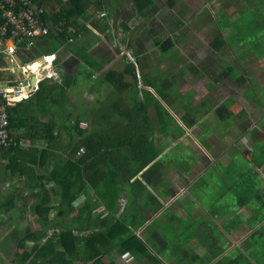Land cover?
Returning a JSON list of instances; mask_svg holds the SVG:
<instances>
[{"label": "crops", "instance_id": "crops-1", "mask_svg": "<svg viewBox=\"0 0 264 264\" xmlns=\"http://www.w3.org/2000/svg\"><path fill=\"white\" fill-rule=\"evenodd\" d=\"M152 1L140 10L134 0H90V4L83 6L82 16H77V21H74L76 28L69 27L70 30L82 31L80 35L61 43L53 38L44 39L32 48L21 47L14 56H18L21 62L14 60L15 63H11L9 60L7 63L3 58L1 75L15 80L35 79L40 81L39 86L40 83L56 86L59 94L42 108L39 116L42 121H70L71 117L79 118L83 114V121L88 125L99 124L102 127L104 124L100 117L111 119L112 107L125 112L137 110L139 119L120 121L112 118L113 121H106L144 129L148 141L153 144L144 159L153 153H156V158L143 171L151 165H156V168L149 174L143 171L134 174L145 184L144 195L128 198L125 191L116 202L110 200V203H116L113 216L116 220H127L125 224L130 221L129 225H137L135 232L141 239L156 243L162 251L150 248V252L161 264H188L185 254H177L176 250L182 248L189 252L198 251L204 262L209 259L207 245L214 241L208 235L225 215L230 216L233 212V217L242 219L241 226L248 225L252 216L246 205V191L244 200H240L244 204H237L243 194L238 190H246L244 182L256 174L237 171L236 159L240 157L247 164L257 160L259 154L255 145L264 139L260 130L252 131L256 123L264 127L263 117L259 116L262 105L258 94L261 88L259 80H264V53L253 49L248 40H244L247 45L237 46L227 37L225 28L229 24L219 23L213 13L214 7L220 8L219 3L223 5V0ZM227 1L223 9L230 15L238 16L239 9H249L252 17L253 11L258 10L260 19L264 21V5L246 2L247 8V5L243 7L241 0L239 4L236 0ZM115 17L125 19L127 26L110 34L107 27ZM209 18H213L214 25L212 22L208 24ZM251 21L254 20L251 18ZM255 22L260 25L261 21ZM232 38L241 39L240 32ZM56 45L57 51L47 55V51ZM158 49L163 53L174 51V59L150 60L153 51ZM127 50L131 54L125 53ZM128 55L133 56L132 59ZM83 65L89 66L93 73L88 80L98 78L100 88L103 87L106 94H117V101L113 105L106 104L102 115L96 106L101 105L104 98L96 100L92 91L73 95L75 73ZM128 66L135 67L137 78L132 79L133 87L119 93L106 82L105 74L110 69L113 72L126 70ZM150 66L153 67L151 73H160L148 75ZM52 67L58 68L57 78L47 77ZM19 71L20 78L16 77ZM120 94H126L133 105H127ZM252 101H257L256 109L246 106ZM77 109L81 113L71 116ZM239 128L243 130L239 132ZM127 145L129 160L142 159L141 152L134 154V139ZM237 176L239 184L235 180ZM259 183V179H255V183L250 182L251 190L258 191L264 199L259 188L254 189V185L258 187ZM230 192L234 197H230ZM248 195L250 199V191ZM226 199L232 200L229 203ZM259 202L251 199L249 203ZM202 203H207L208 210ZM219 203L227 205L219 207ZM125 207L128 210L122 217ZM99 211L103 216L108 214L104 207ZM188 217L191 223L187 224L184 220ZM148 226L149 232L146 230ZM175 240L181 247L177 248ZM173 253L183 260L176 259ZM188 255L193 256L191 253ZM103 260L105 264H153L149 257L137 258L129 253L106 256Z\"/></svg>", "mask_w": 264, "mask_h": 264}, {"label": "trees", "instance_id": "trees-1", "mask_svg": "<svg viewBox=\"0 0 264 264\" xmlns=\"http://www.w3.org/2000/svg\"><path fill=\"white\" fill-rule=\"evenodd\" d=\"M29 2L44 9L43 20L48 28V33L37 39L35 46L44 39H55L61 43L80 35L82 31L70 30L69 27L76 28L74 21L84 13L83 6L91 3L90 0ZM152 2L134 0L140 10ZM249 2L257 4L259 0ZM19 7L24 8L20 4ZM259 20L264 26V21ZM57 45L46 54L55 53ZM5 55L2 52L0 60ZM2 63L0 80L3 81L9 77L1 75ZM105 76L109 86L118 91L134 86L132 79L137 78L134 66L119 72L110 69ZM55 88L40 83L38 89L31 91L28 100L6 108L9 132L13 138L9 136L6 143L0 138V264H105L104 257L126 253L137 258L149 257L153 264H161L150 252V248L162 251L161 248L156 243L141 239L135 232L137 225H129L130 221L125 224L127 220H116L113 216L116 203H110V200L116 202L125 191L128 198L145 194V184L134 174L143 171L156 158V153H153L144 159L153 145L148 141L146 131L107 121L102 127L99 124L90 126L83 121V114L79 118L71 117L81 113L78 109L73 111L70 121H42L39 118L42 108L59 94ZM259 102L264 108V99L260 98ZM110 112L113 114L111 119L120 121L140 118L137 110L125 112L112 107ZM20 139L27 144L33 143L26 147ZM132 139L136 143L134 154L141 152L142 159L129 160L127 144ZM248 164L256 175H261L264 173V154L261 159H254ZM155 168L156 165H151L143 172L149 174ZM235 180L240 183L238 176ZM250 182L253 180L244 182L247 187L246 205L252 213L246 225L251 231L245 240L246 249L236 247L239 252L235 257H231L233 250L224 255L228 246L219 245V240L222 242L226 235L232 233L225 230L220 239L214 238L208 243L207 247L215 244L212 250L209 248L210 252H206L209 261L199 262L203 259L198 251L185 249L188 264H264V199L258 191L251 190ZM259 191L264 194L261 188ZM78 199L83 200L76 203ZM251 199L260 202L249 203ZM102 207L108 213L106 216L99 211ZM127 207L122 217L126 216ZM153 212H156L155 209ZM65 219L71 223L65 222ZM236 219L231 229H245L246 226H241L242 219ZM146 230L149 232L150 226ZM173 242H177V248L181 247L178 241ZM176 251L177 254L183 252ZM11 253L13 256L8 260ZM190 253L194 257H189ZM177 254L173 253V256L182 259ZM227 257L233 261L223 262L227 261Z\"/></svg>", "mask_w": 264, "mask_h": 264}, {"label": "rangeland", "instance_id": "rangeland-1", "mask_svg": "<svg viewBox=\"0 0 264 264\" xmlns=\"http://www.w3.org/2000/svg\"><path fill=\"white\" fill-rule=\"evenodd\" d=\"M205 1L207 2L210 0H205ZM226 1L227 0H223V5L221 3H219L220 8L214 7L213 13L215 16L217 15L216 18H217V21L219 23H221L224 26L226 24H229V27L225 28L227 37H229L230 40L232 42H234L237 46L241 45L242 43H243V45H247V42L244 40H248L251 42V47L253 49L256 48L258 51H261L264 53V26L262 24L257 25L255 22L256 20H259L261 18L260 16H258L259 11L254 10L253 15L251 17V15L249 14V9H247V10H240L239 9L238 16H232L228 12H225V10L223 9L224 5L227 4V2H228V1L227 2ZM236 1H237L236 3H238V4L240 3V0H236ZM242 1H243V7H244V5L245 6L247 5L246 2L250 3L249 2L250 0H241V2ZM260 1L261 2H258L257 4H259L261 6L264 5L263 1L262 0H260ZM177 3L179 4V1H177ZM230 3H234V2H230ZM247 8H249L248 5H247ZM221 11H223V12L221 14H219V12H221ZM215 16H213L214 19H215ZM233 18H235V19H233ZM251 18L254 21H251ZM109 21H111V20H109ZM211 22L214 25L213 18H212V20L209 18L208 24L210 25ZM124 26H127L126 20L121 19V18L118 19L115 17L113 22H111V25L110 26L108 25L107 29H108V32L111 34L113 30H116V31H118L119 29L124 30ZM237 32H240L241 39L240 38H238V39L232 38L235 34H237ZM88 34H89V32H88ZM83 35L85 36V34H83ZM90 35H92V33H90ZM87 43H89V42H87ZM68 46L70 48H75L73 44H71V45L68 44ZM126 52L130 53L131 51L127 50V51H125V53ZM153 52L154 53H153L152 58L150 60L153 59L154 62L174 59V56H175L174 51H171L168 53H163L161 49L160 50L158 49L157 51H153ZM127 57H129L131 59L133 56L128 55ZM152 68L153 67L150 66V71L147 72L148 75L149 74L158 75L160 73L159 71H154L153 73H151ZM90 69L91 68L89 66L86 67L83 65L78 69V72L75 73V79H74L75 82L73 85L74 86L73 87V92H74L73 95H79L81 93H86V92L92 91L93 95H95V97H96V100H98L100 98H102V100H103V98H104V102L101 105L96 106V107H98V112L100 113V115H102L103 111L106 109V104L107 105H113L117 101V94H116V92H108V94H106L105 91H103V87H102V89L100 88V79H98V78L97 79L91 78V80H88V78H90L93 75V73ZM21 76H22L21 71H19L17 73L16 77L20 78ZM259 82H260L259 88L261 87L259 89V93H258V94H260L259 98L264 99V80L260 79ZM115 91H118V90L115 89ZM119 93H124V92L120 91ZM119 97L123 98L127 105H129V106L133 105V102H129V97H127L126 94H120ZM188 102H190V101H188ZM246 106L247 107L251 106V109H256L257 108V101L256 102L252 101L251 104L248 102V103H246ZM93 114L96 117L98 116L96 114V111H93ZM259 116H260V118L263 116L262 121L264 122V108L263 107L259 111ZM101 118H103V122H105L107 119L110 120V118H107V117L105 118V116H102ZM84 126H86V124H84ZM253 127H254V125H253ZM246 129H247V127H246ZM256 129L260 130V133L264 134V127L263 126H260L256 123V126L254 127V129L252 131H254ZM242 130H243V128H239V132ZM244 142H245V140H244ZM262 143L264 144V139H263V141H258L255 145V149H257V154H259L257 160L261 159L263 157V154H264V145H262ZM236 167H237V171H240L241 173H249L251 175V172H253L250 165L247 164V162H244V160H242L240 157H237V159H236ZM254 179H256V181L259 179V181H260L258 187H256V185H254V189L260 188V185H261L262 186L261 189L264 190V173L262 175H256L255 177L251 178L250 180H253V182H254ZM246 190H244V189L238 190V191H243V194L239 197L238 200H242L243 198H245L244 193ZM229 195H230V197L231 196L234 197L232 192H230ZM80 200H82V199H78V201H80ZM226 200H228V202L230 203L232 199H226ZM201 201L203 202L204 200L202 199ZM206 204L207 203H202V206L206 210H208V207L206 206ZM237 204L240 205V203H237ZM226 205H227V203H219V207H224ZM210 212H212V211L210 210ZM208 219L210 220V218H208ZM190 220H191V218L188 217L186 220H184V222L188 224V223H191ZM236 220H237L236 216L233 217V212H230V216L228 214L225 215L224 220L220 221L218 223V225H215L213 227L212 234L208 235L211 239H214L215 237L220 239V237H222L224 235L225 230L227 232H232V233L226 235L222 242H220V240L217 239V240H219V245L224 244V246H228L224 255L233 250V252L231 253V257L232 256L235 257L238 254L239 251L236 249V247L246 249L245 240L251 232L247 226L245 229L244 228H241L239 230L236 229V231H235V228L231 229V227H233ZM65 222L71 223L68 219H65ZM206 224H207V226L209 225L208 222H206ZM51 233H52V231H50V234ZM214 246H215V244L213 245V247ZM213 247L209 246L208 252H210V249L212 250ZM182 250L184 252L185 249L182 248ZM183 252L180 253L179 255L182 256L184 254ZM12 254L13 253H11L8 260H10L12 258V256H13ZM220 257H218L217 259H219ZM231 257H227L226 258L227 261H223V262L227 263L229 261H233L232 259H230ZM8 260L6 261L7 263H9ZM199 262H202V261H199ZM211 264H213V263H211Z\"/></svg>", "mask_w": 264, "mask_h": 264}, {"label": "built area", "instance_id": "built-area-1", "mask_svg": "<svg viewBox=\"0 0 264 264\" xmlns=\"http://www.w3.org/2000/svg\"><path fill=\"white\" fill-rule=\"evenodd\" d=\"M19 4L24 8H20ZM43 14L44 9L36 4L32 6L29 0H0V54H6L2 59L14 58L23 45L26 48L35 47L37 39L48 33ZM47 77L57 78L58 68L52 67ZM39 82L33 83L28 78L0 80V138L3 143L9 137L6 107L29 99L31 91L38 89Z\"/></svg>", "mask_w": 264, "mask_h": 264}, {"label": "clouds", "instance_id": "clouds-1", "mask_svg": "<svg viewBox=\"0 0 264 264\" xmlns=\"http://www.w3.org/2000/svg\"><path fill=\"white\" fill-rule=\"evenodd\" d=\"M27 100H28V99H27ZM23 101H26V100H23ZM20 102H22V101H20ZM17 103H19V102H17ZM17 103H16V104H17ZM12 105H15V104L8 105L7 107L12 106ZM7 107H6V108H7ZM6 111H7V109H6ZM7 114H8V113H7ZM9 125H10V122H9ZM9 125H8V128H7V130H8V135L12 137L13 135L10 134V132H9ZM12 138H13V137H12ZM20 141H21L22 145H25L26 147L29 146V144H27L23 139H20ZM262 174H263V173H262ZM262 174H261V175H262Z\"/></svg>", "mask_w": 264, "mask_h": 264}, {"label": "water", "instance_id": "water-1", "mask_svg": "<svg viewBox=\"0 0 264 264\" xmlns=\"http://www.w3.org/2000/svg\"><path fill=\"white\" fill-rule=\"evenodd\" d=\"M15 58H16L15 60H17V62H19V63L21 62V59L18 56H16ZM9 60L11 61V63H13L14 58H11V59L7 58V59H5V62L9 63ZM32 82L35 83L36 80L34 79Z\"/></svg>", "mask_w": 264, "mask_h": 264}, {"label": "bare ground", "instance_id": "bare-ground-1", "mask_svg": "<svg viewBox=\"0 0 264 264\" xmlns=\"http://www.w3.org/2000/svg\"><path fill=\"white\" fill-rule=\"evenodd\" d=\"M132 59V58H131ZM38 65V64H37Z\"/></svg>", "mask_w": 264, "mask_h": 264}]
</instances>
